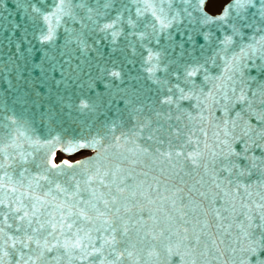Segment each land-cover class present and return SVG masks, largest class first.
Here are the masks:
<instances>
[{"label":"water","instance_id":"obj_1","mask_svg":"<svg viewBox=\"0 0 264 264\" xmlns=\"http://www.w3.org/2000/svg\"><path fill=\"white\" fill-rule=\"evenodd\" d=\"M0 264H264V0H0Z\"/></svg>","mask_w":264,"mask_h":264},{"label":"snow or ice","instance_id":"obj_2","mask_svg":"<svg viewBox=\"0 0 264 264\" xmlns=\"http://www.w3.org/2000/svg\"><path fill=\"white\" fill-rule=\"evenodd\" d=\"M204 0H201V3H203ZM235 4H241V0H234ZM234 6V4H229L225 7L223 13L217 17H208L207 15L205 16V21L208 23H219L224 21L228 14H229V10ZM192 73H190L191 75ZM83 215V214H82Z\"/></svg>","mask_w":264,"mask_h":264}]
</instances>
